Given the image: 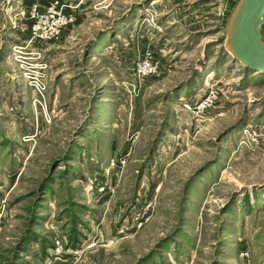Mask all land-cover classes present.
<instances>
[{
    "label": "rangeland",
    "instance_id": "1",
    "mask_svg": "<svg viewBox=\"0 0 264 264\" xmlns=\"http://www.w3.org/2000/svg\"><path fill=\"white\" fill-rule=\"evenodd\" d=\"M238 1L0 0V264H264Z\"/></svg>",
    "mask_w": 264,
    "mask_h": 264
},
{
    "label": "water",
    "instance_id": "2",
    "mask_svg": "<svg viewBox=\"0 0 264 264\" xmlns=\"http://www.w3.org/2000/svg\"><path fill=\"white\" fill-rule=\"evenodd\" d=\"M264 0H239L226 28V51L243 67L264 74Z\"/></svg>",
    "mask_w": 264,
    "mask_h": 264
},
{
    "label": "built area",
    "instance_id": "3",
    "mask_svg": "<svg viewBox=\"0 0 264 264\" xmlns=\"http://www.w3.org/2000/svg\"><path fill=\"white\" fill-rule=\"evenodd\" d=\"M141 73H142V72H141ZM149 73H150L149 69H146V68H145V69L143 70V73H142V74H143V77H147V76L149 75ZM39 93L41 94V91H39Z\"/></svg>",
    "mask_w": 264,
    "mask_h": 264
},
{
    "label": "bare ground",
    "instance_id": "4",
    "mask_svg": "<svg viewBox=\"0 0 264 264\" xmlns=\"http://www.w3.org/2000/svg\"><path fill=\"white\" fill-rule=\"evenodd\" d=\"M15 50H16V49H15ZM20 50H21V48L18 47V51H16V52H17V53H20V52H21ZM230 57H231L230 59L234 60L232 56H230ZM234 61H235V60H234ZM241 66H242V65H241ZM244 68H245V67H244ZM252 72H254V71H252ZM254 73H256V72H254ZM263 75H264V74H263ZM27 79H28V78H27Z\"/></svg>",
    "mask_w": 264,
    "mask_h": 264
}]
</instances>
